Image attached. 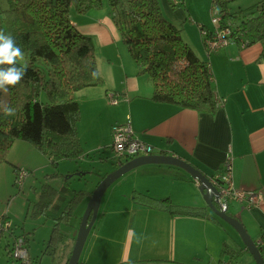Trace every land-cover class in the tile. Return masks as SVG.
Listing matches in <instances>:
<instances>
[{
    "label": "crops",
    "instance_id": "obj_1",
    "mask_svg": "<svg viewBox=\"0 0 264 264\" xmlns=\"http://www.w3.org/2000/svg\"><path fill=\"white\" fill-rule=\"evenodd\" d=\"M258 1L237 0L229 6L231 10H237ZM159 2L165 16L184 29V39L191 46L201 40L206 49L200 30V25L205 22L200 18V10L212 13V0ZM74 11L75 16L71 13L73 23L82 32L92 35L95 50L98 52L99 48L101 54L97 68L102 84L76 93L81 120L87 122L85 135L92 139L100 135L102 140H96L94 148L110 147L112 125L130 122L136 135L154 147V154L179 156L208 176L222 171L224 162L230 158L235 188L259 191L263 200L250 208L234 200L228 213L244 224L255 243L264 239V62L258 61L261 43L242 47L236 36H232L227 46L210 56L206 49L220 106L213 112H199L151 99V80L147 75L139 74V67L124 45L105 1L101 9H92L85 14ZM186 21H194L199 31L186 30ZM211 25L206 26V30L214 31L213 23ZM111 92L120 94L116 105L109 104ZM80 127L79 139L84 146ZM16 144L34 152L28 142L17 140L9 152L11 159ZM141 166H155L156 171L172 173L170 177L175 184L163 190L151 189V193L142 190L145 186L133 190L146 192L154 198L169 196L176 204L205 207L214 214L200 197L197 180L184 169L168 164ZM133 190L128 201L108 200L100 220L98 211L89 235L94 233L89 242L87 238L81 254L82 264H235L237 258L221 255L223 244L234 249L244 244L237 232L232 239L228 236L224 222L173 216L165 210L136 203L132 199ZM48 228L50 231L51 227ZM8 231L13 241L16 234H13L12 227L0 231V234L5 235ZM64 233L76 238V230ZM23 235L29 250V237ZM72 246L73 243L69 250ZM42 254L45 255L43 251ZM67 255L68 252L63 261L55 264H65Z\"/></svg>",
    "mask_w": 264,
    "mask_h": 264
},
{
    "label": "trees",
    "instance_id": "obj_2",
    "mask_svg": "<svg viewBox=\"0 0 264 264\" xmlns=\"http://www.w3.org/2000/svg\"><path fill=\"white\" fill-rule=\"evenodd\" d=\"M234 1L212 0V13H218L222 27L229 26L242 47L261 43L258 61L264 62V0L231 10L229 5ZM107 2L110 17L137 63L139 74L151 80L152 100L199 112H213L220 106L210 61L195 53L182 36L183 28L165 16L159 0ZM103 5L104 0H0V31L12 34L22 48L24 59L19 61V66L26 69L20 84L8 93L0 92V164L7 162L17 140L33 145L55 166L63 159L77 161L83 156L78 134L81 109L76 93L102 84V77L97 68L93 37L75 26L71 13L76 10L85 14ZM205 27L200 25L201 34ZM6 105L15 109L14 115L4 114ZM92 192L43 184L33 215L54 221L51 238L43 250L54 261H63L69 247L68 235L60 230L61 223H69L77 204ZM132 199L173 216L224 222L205 207L176 204L169 196L154 198L133 190ZM260 250L264 256V249L260 247ZM245 251L248 250L244 245L234 249L224 243L221 255L229 254L236 259ZM31 264L42 263L31 261Z\"/></svg>",
    "mask_w": 264,
    "mask_h": 264
},
{
    "label": "rangeland",
    "instance_id": "obj_3",
    "mask_svg": "<svg viewBox=\"0 0 264 264\" xmlns=\"http://www.w3.org/2000/svg\"><path fill=\"white\" fill-rule=\"evenodd\" d=\"M104 1L108 5L107 0ZM72 12L75 16L76 12L74 10ZM200 13L202 14L200 18L204 20L203 22H205L206 26L211 27L212 13H210V10L209 12L200 10ZM184 28L186 30L188 28L192 32H195V30H197V32L199 31L194 21H186L184 23ZM231 42L233 43L232 40ZM191 47L200 58L207 60V54H205L206 49L204 48L201 40H199V42L196 41L195 45ZM95 54L96 59L100 64L101 54L99 48L98 52L95 50ZM79 126H81L80 132L84 138L83 147L85 151L83 156L77 161L63 159L59 161L57 166H55L51 163L50 158L47 155L43 154L33 145L28 143L29 148H32L34 152L29 151L27 148L21 147V144H16L15 148L12 150V154L14 153V158L11 159L10 155L8 154L7 162L0 164V217H2L4 214L8 215L12 223V232H14L13 234H16V237L20 236L21 234L23 237V234H26V236L29 237V257L30 259L32 258L31 261L33 262L40 261L42 264H55V262H57L54 261L52 255L42 254L47 242L51 238V230L52 226L54 225V221L50 217L47 218L42 215H33V206L34 203L39 200L43 184L48 182L57 188L65 186L73 190L85 189L88 191H93L99 181L102 179V176L114 171L118 165V160L114 158L113 151L110 147L103 146V150H99L96 147L94 148V143L96 140L102 142L100 135H97L96 139H92V137H90L88 134L85 135V131H87V122H85V120L82 122L80 119L78 121V127ZM14 160L18 163H14ZM153 167L155 166H140L131 170L130 172H127L123 177H120L117 181L111 184L103 195V208H100L98 218L100 217L101 213L104 212L105 203L108 200L111 202L114 200L128 201L130 198L129 194L134 188L139 190L140 187L145 186L142 190H148V192L151 193V189L153 191H157L168 187H174L175 183L172 180V177H170L172 176V173L159 172ZM17 169H24L28 171V175L21 185L16 183ZM80 172L85 174H81ZM54 173H57V175L55 177H50V175ZM199 195L201 198H203L200 190ZM89 199L88 197H85L77 204L73 212L74 215L71 217L69 223H61L60 230L62 232H74L75 230L77 232ZM224 223L226 232L232 239L235 237V234L237 235V233L231 225L226 222ZM49 226L51 227L50 231L48 228ZM10 231L5 232V235L0 234V264H20L18 259H12V253L10 250L15 238L13 236L14 240H11L12 236L9 234ZM92 233L88 237V242L92 237ZM74 235L76 236L75 233ZM66 243L67 246L68 244L71 246V243H73L71 250H69L68 247V249L65 251L69 254L70 251L72 252L74 247L75 238L73 236H68ZM235 264L257 263L253 256L247 252L242 256H238Z\"/></svg>",
    "mask_w": 264,
    "mask_h": 264
},
{
    "label": "built area",
    "instance_id": "obj_4",
    "mask_svg": "<svg viewBox=\"0 0 264 264\" xmlns=\"http://www.w3.org/2000/svg\"><path fill=\"white\" fill-rule=\"evenodd\" d=\"M212 23L215 26L213 32L206 30L202 32L205 36L204 41L208 54L227 46L232 37V29L229 26L222 27L221 18L216 12H213ZM108 97L111 105L119 103V93L111 92ZM110 148L113 151L114 158L118 160V164H123L139 156L155 153L152 145L144 142L136 135L130 122L116 123L112 126ZM27 175V170L19 169L16 174V183L21 185ZM210 181L219 191V207L226 212L229 211L231 202L234 200L249 208L255 204H259L263 200L262 194L259 191L239 190L235 188L233 183V165L230 158L224 162L222 171L210 176ZM197 182L200 185V181L197 180ZM11 227V221L0 217V231ZM256 244L259 249L260 247L264 249V239L257 240ZM10 252L12 253V259H18L20 264H31L25 236L20 235L15 237Z\"/></svg>",
    "mask_w": 264,
    "mask_h": 264
},
{
    "label": "water",
    "instance_id": "obj_5",
    "mask_svg": "<svg viewBox=\"0 0 264 264\" xmlns=\"http://www.w3.org/2000/svg\"><path fill=\"white\" fill-rule=\"evenodd\" d=\"M145 164H168L178 166L187 171L194 179L200 181L198 189L203 195L208 207L224 222L231 225L240 236L244 246L248 252L253 256L257 264H264V256L255 243V241L248 234L244 224L234 215L222 210L219 207V191L217 187L210 181V176L204 174L200 169L194 166L189 161L175 155L152 154L133 158L121 166L116 168L111 173L106 174L97 184L93 190L92 195L88 201L84 214L82 215L79 229L76 232L74 247L69 257L67 264H79L81 254L89 233L95 223L98 211L101 205V200L111 184L117 181L127 172ZM85 174V173H84Z\"/></svg>",
    "mask_w": 264,
    "mask_h": 264
},
{
    "label": "clouds",
    "instance_id": "obj_6",
    "mask_svg": "<svg viewBox=\"0 0 264 264\" xmlns=\"http://www.w3.org/2000/svg\"><path fill=\"white\" fill-rule=\"evenodd\" d=\"M23 59L24 52L13 35L0 31V92L8 93L24 79L26 69L19 66ZM3 111L6 116L15 114V109L8 105Z\"/></svg>",
    "mask_w": 264,
    "mask_h": 264
}]
</instances>
